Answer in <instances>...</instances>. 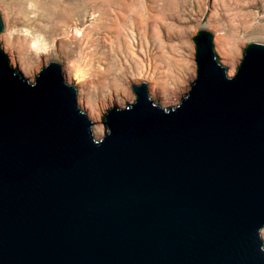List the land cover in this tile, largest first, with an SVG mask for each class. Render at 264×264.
<instances>
[{
    "label": "water",
    "instance_id": "obj_1",
    "mask_svg": "<svg viewBox=\"0 0 264 264\" xmlns=\"http://www.w3.org/2000/svg\"><path fill=\"white\" fill-rule=\"evenodd\" d=\"M214 33L180 103L132 84L99 138L59 60L32 81L0 43V264H264V41L230 76Z\"/></svg>",
    "mask_w": 264,
    "mask_h": 264
},
{
    "label": "rangeland",
    "instance_id": "obj_2",
    "mask_svg": "<svg viewBox=\"0 0 264 264\" xmlns=\"http://www.w3.org/2000/svg\"><path fill=\"white\" fill-rule=\"evenodd\" d=\"M0 13L6 25L0 43L12 65L34 81L59 60L93 129L87 107L99 110L104 128L106 110L132 103L131 85L146 81L144 73L171 98L164 104L149 87L156 103H180L197 75L193 37L204 24L215 32V51L230 76L246 44L264 41V0H0ZM111 94L116 101L109 104Z\"/></svg>",
    "mask_w": 264,
    "mask_h": 264
},
{
    "label": "bare ground",
    "instance_id": "obj_3",
    "mask_svg": "<svg viewBox=\"0 0 264 264\" xmlns=\"http://www.w3.org/2000/svg\"><path fill=\"white\" fill-rule=\"evenodd\" d=\"M201 28H207L206 24H204ZM6 37H7V35H6ZM235 66L236 65L233 63L232 64V69H231L232 72L235 70ZM26 72H27V74H29V73L31 74L32 73L30 71H26ZM142 75H143V79L149 82V85L148 86L151 89V93H152L153 97L160 99L164 104L169 103L171 101L170 96L168 97L165 94V92L163 90L164 87L162 88L159 85V83H158L157 80H155L153 77H151L148 73H144ZM74 78L76 79V81H77L76 83H78V84H80L81 81H83V79H82V77L80 75H75ZM131 95H129V96H131ZM113 97H114V95L111 94L110 95V98L108 99L109 100L108 101L109 104H112V102L116 101L115 98H113ZM132 98H133V96L131 97V99ZM81 102H82V97H81ZM87 108L89 110V113L94 117V119L96 120V123H97L96 126H95V128H94V131H95L94 133L96 135H101L103 133V131H104V128H103V125L100 123V113H99V110L96 111L95 108H93L91 106H88Z\"/></svg>",
    "mask_w": 264,
    "mask_h": 264
},
{
    "label": "clouds",
    "instance_id": "obj_4",
    "mask_svg": "<svg viewBox=\"0 0 264 264\" xmlns=\"http://www.w3.org/2000/svg\"><path fill=\"white\" fill-rule=\"evenodd\" d=\"M134 100L135 98H133V102ZM256 235L261 241H264V229L257 228ZM262 253H264V250H262Z\"/></svg>",
    "mask_w": 264,
    "mask_h": 264
}]
</instances>
